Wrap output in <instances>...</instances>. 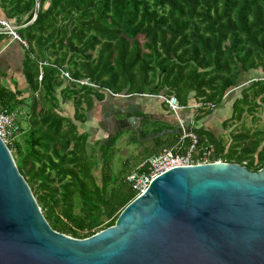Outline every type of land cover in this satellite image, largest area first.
<instances>
[{"label":"trees","instance_id":"obj_1","mask_svg":"<svg viewBox=\"0 0 264 264\" xmlns=\"http://www.w3.org/2000/svg\"><path fill=\"white\" fill-rule=\"evenodd\" d=\"M36 1L0 0V18L20 26L17 33L27 45L21 60L27 95L19 99L0 85V111L26 109L28 127L19 128L13 163L44 220L58 233L84 239L112 226L135 193L126 183L131 171H112L120 134L98 143L96 157L73 122L84 123L94 101L107 95L144 94L172 97L183 108L192 103L196 122L203 109L218 107L238 86L241 73L264 69V0H38L32 20ZM43 62L47 65L39 67ZM60 70L73 82L64 80ZM81 79L96 88L76 83ZM240 87L225 123L264 107L263 77ZM55 93L71 99L72 119L58 114ZM136 115L144 126L140 138L159 131L148 130L158 121ZM161 125L179 133L150 140L151 146L141 150L147 157L188 145L187 139L180 141L178 126ZM185 130L211 149V160L243 165L250 172L264 166L259 131L240 127L225 145L194 123ZM129 139L136 143L134 134Z\"/></svg>","mask_w":264,"mask_h":264},{"label":"water","instance_id":"obj_2","mask_svg":"<svg viewBox=\"0 0 264 264\" xmlns=\"http://www.w3.org/2000/svg\"><path fill=\"white\" fill-rule=\"evenodd\" d=\"M139 120L120 123L140 142L179 133L140 138ZM0 264H264V166L218 160L167 170L112 226L75 239L49 227L0 140Z\"/></svg>","mask_w":264,"mask_h":264},{"label":"rangeland","instance_id":"obj_3","mask_svg":"<svg viewBox=\"0 0 264 264\" xmlns=\"http://www.w3.org/2000/svg\"><path fill=\"white\" fill-rule=\"evenodd\" d=\"M264 71L261 69H256L253 71H249L247 73H241L239 76V80L237 81L238 86L236 88L229 90L225 97L224 101L227 102L226 106H222V111L219 113L220 117H214L212 115V112L207 114L206 112L204 114H199L197 116V121L193 122V116L196 115V113L190 114L193 110L195 112V108L193 107L192 103H190L187 106V114L189 116V119H187L186 122L194 123L195 127H203L202 125H207L206 127L209 129L211 127V130L213 134L217 137H221L222 141L225 143V145H228L230 143V133H236L240 130V127L244 129H248L250 132L259 131L261 133L260 136H262V143L261 145H264V107L258 106L252 110L251 113H243L239 121H231L225 123L224 121L229 118L230 112H231V103L234 99L239 97L240 90L243 84L248 83L251 81H254L255 78H262L264 76ZM240 87V88H239ZM55 97L58 102V114L72 119V105H71V99L70 100H62L60 95L58 93H55ZM107 98H110L108 95ZM167 98V97H166ZM109 100V99H108ZM125 98H118V100L115 101L116 105L121 106L123 102L125 101ZM162 101V100H161ZM163 102V101H162ZM222 102V105H224ZM101 103H98L94 101L93 106L89 111L86 112V121L84 123L79 122H73L76 126L78 133H85L87 135V150L91 149L93 150V154L98 157V151H97V145L98 143H104V141L111 136V132L108 133L107 131V121L106 118L109 116V112L111 111L110 108H106ZM105 103V100H104ZM164 103V102H163ZM103 104V103H102ZM165 104V103H164ZM166 106V105H165ZM163 113L164 115L170 114V112L167 108L163 107ZM220 109V108H219ZM26 110V109H25ZM219 112V110L217 111ZM15 116V121L18 125V127L25 131L28 127L27 121H26V115H23L21 111H15L12 112ZM229 113V115H228ZM214 114H217L216 112ZM208 116V117H207ZM152 120H154L157 117H151ZM150 118V119H151ZM73 121V120H72ZM207 121V124L204 122ZM162 123V122H161ZM160 122H155V124H152L148 127V130L154 129V130H161L162 125ZM206 129V128H204ZM109 134V136H108ZM131 137L130 132H122L117 141L115 142V145L113 146V155H112V171L114 173L118 172L119 170L123 169L124 171H133L139 167L144 161H146L148 158L146 155L141 153V150L143 147L149 148L151 146L150 140H147L145 142H140L138 139H136V143H129V138ZM20 135H18L15 138V141H20ZM21 142V141H20ZM157 154V153H156ZM155 154V155H156ZM10 156L13 160V162L16 159V155L10 151ZM154 156V155H153ZM152 157V156H151ZM97 169L94 171V176L97 177Z\"/></svg>","mask_w":264,"mask_h":264},{"label":"built area","instance_id":"obj_4","mask_svg":"<svg viewBox=\"0 0 264 264\" xmlns=\"http://www.w3.org/2000/svg\"><path fill=\"white\" fill-rule=\"evenodd\" d=\"M19 28L20 26L0 18V34L6 36L10 41L17 42L23 49H26L27 45L25 41L22 40L17 33ZM45 65H47L45 62L38 63L39 67ZM60 73L64 80L73 82V79H71L64 70H60ZM37 79L39 80L40 76ZM76 83L81 86L96 88V86L87 79L77 80ZM112 96L119 97V95ZM158 98L162 100L168 110L174 114L183 109L172 97L165 98L163 96H158ZM194 108H197V106ZM186 125H190L191 127L192 123H184L181 120L177 121V126L180 129V141L184 139L188 140V145L186 147L182 148L178 145L174 148H162L156 155L148 158L139 165L138 168H141V172L131 171L126 176V183L135 193V197L140 195L157 175L167 170L177 167L213 163L219 160H211V149L204 143L203 145H198V138L191 131L185 130ZM18 135L19 127L15 121L14 114L4 110L0 111V140L7 148L9 154L14 148L15 138Z\"/></svg>","mask_w":264,"mask_h":264},{"label":"crops","instance_id":"obj_5","mask_svg":"<svg viewBox=\"0 0 264 264\" xmlns=\"http://www.w3.org/2000/svg\"><path fill=\"white\" fill-rule=\"evenodd\" d=\"M22 53H23V48L17 42L10 41L6 36L0 34V85L12 92H16L18 95L17 97L19 99L24 98L27 95L26 94V84L21 74ZM239 77H238V80H239ZM262 77L264 78V76ZM258 78H255V80ZM118 98L126 99L121 106L115 104V101L118 100ZM104 100H105V103H104ZM223 100L221 101L218 107L211 108V111H210V108L203 109L204 113L206 112L207 114H209L212 112V115H214V117L216 118L220 117L221 115L219 116V113L223 109L222 106L227 105V102L226 101L223 102ZM101 102L103 103V104L101 103V107L103 105L106 108H110V109L112 108L113 110H119V111H124V112L129 111L132 113V115H135V113L140 112L141 114L146 115L148 117V121L150 122H153L151 117H157L154 119V121L165 123L166 125H169L172 128L173 127L175 128L178 120L186 122L187 119H189V116L186 110L187 108H183L182 110L176 112L175 114L171 113L172 115L168 114L169 116L165 118L163 114L165 113L163 112V110L165 109H163V107L164 108L166 107H165V104H163L162 101L158 98V96L140 95V96H134V97L133 96L132 97L119 96V97H112V98L105 97ZM222 102L224 105H222ZM17 109L18 111H21L23 115L26 114V110L22 105L18 106ZM218 110L219 112H217ZM215 112L217 114H214ZM193 113H196V110L195 112L192 110L190 114H193ZM204 122L207 124V121H204ZM202 126L206 128L205 130L211 129V127H209L208 129L206 127L207 125H202Z\"/></svg>","mask_w":264,"mask_h":264},{"label":"flooded vegetation","instance_id":"obj_6","mask_svg":"<svg viewBox=\"0 0 264 264\" xmlns=\"http://www.w3.org/2000/svg\"><path fill=\"white\" fill-rule=\"evenodd\" d=\"M109 113L110 114L106 118V121H107V131H108V133L111 132V136H113V135H115L117 133L118 134H121L122 132H128V131H125V129L127 127H129V125L126 122L120 123V121L121 120H124L125 121L130 116H135V117H137V118L140 119L139 120V123H138V127H139V130L140 131L144 128V126L141 124L142 118L140 116H137L136 113H135V115H132V113L129 112V111H125L124 112V111L113 110V109ZM168 116H169L168 114L167 115H164L165 118H167ZM176 126H177V124H176ZM130 133H132V132H130ZM108 136H109V134H108Z\"/></svg>","mask_w":264,"mask_h":264},{"label":"clouds","instance_id":"obj_7","mask_svg":"<svg viewBox=\"0 0 264 264\" xmlns=\"http://www.w3.org/2000/svg\"><path fill=\"white\" fill-rule=\"evenodd\" d=\"M113 97V96H112Z\"/></svg>","mask_w":264,"mask_h":264}]
</instances>
